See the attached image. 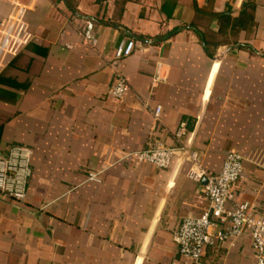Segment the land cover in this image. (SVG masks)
Here are the masks:
<instances>
[{"label":"crops","instance_id":"1","mask_svg":"<svg viewBox=\"0 0 264 264\" xmlns=\"http://www.w3.org/2000/svg\"><path fill=\"white\" fill-rule=\"evenodd\" d=\"M129 38L115 100L111 62ZM182 123L210 172L242 153L233 190L261 211L264 0H0V150L29 146L33 167L25 200L0 194V264H193L176 234L209 207L203 180L178 156L159 168L129 155L177 145ZM254 258L248 232L204 256Z\"/></svg>","mask_w":264,"mask_h":264},{"label":"built area","instance_id":"2","mask_svg":"<svg viewBox=\"0 0 264 264\" xmlns=\"http://www.w3.org/2000/svg\"><path fill=\"white\" fill-rule=\"evenodd\" d=\"M85 38L94 45L97 43L92 34V25L85 31ZM135 46V40L129 38L115 49L111 62L115 79L108 91L109 96L115 100L123 97L128 86L127 77L120 71L118 64L133 53ZM164 80L165 76L158 69L154 81ZM161 110L162 106L156 107L157 118ZM186 134V124L182 123L176 132L177 145L158 144L154 148L129 154L137 162L151 163L159 168L170 167L173 159L178 156L190 163L187 173L189 179L196 182L206 179L203 191L210 202L209 207L200 216H189L183 221L176 234L180 254L193 264H220L204 259L206 248L218 242L233 243L241 234L248 232L255 250L251 264H264V208L259 211L253 202L238 200L233 190L244 171L242 153L235 148L229 150L221 170L218 173L210 172L203 165L200 152L183 142ZM31 157L32 149L21 144H12L7 153L0 150V194L18 201L27 198L28 184L33 173ZM96 176V173L90 174V178Z\"/></svg>","mask_w":264,"mask_h":264},{"label":"trees","instance_id":"3","mask_svg":"<svg viewBox=\"0 0 264 264\" xmlns=\"http://www.w3.org/2000/svg\"><path fill=\"white\" fill-rule=\"evenodd\" d=\"M253 12H254V5L251 4V3H246L244 8H243L242 13L245 15V17L247 19L249 18L248 19L249 21L253 20ZM176 31L177 30H175L174 32H176ZM203 40H204V43H205V46H206L207 50H209L208 47L210 46V43L206 39H203ZM210 55H213V53L211 52Z\"/></svg>","mask_w":264,"mask_h":264},{"label":"water","instance_id":"4","mask_svg":"<svg viewBox=\"0 0 264 264\" xmlns=\"http://www.w3.org/2000/svg\"><path fill=\"white\" fill-rule=\"evenodd\" d=\"M203 182L206 183V179H203Z\"/></svg>","mask_w":264,"mask_h":264}]
</instances>
